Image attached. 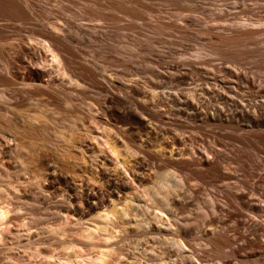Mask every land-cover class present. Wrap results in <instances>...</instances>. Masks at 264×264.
<instances>
[{"label":"bare ground","instance_id":"obj_1","mask_svg":"<svg viewBox=\"0 0 264 264\" xmlns=\"http://www.w3.org/2000/svg\"><path fill=\"white\" fill-rule=\"evenodd\" d=\"M52 1L56 3L0 0V47L12 46L13 41L23 51L41 47L55 61L52 63L56 64L57 73L47 81L26 83L22 79L18 82L10 60L1 56V47L0 85L5 90L0 91V110L1 105L8 108L17 105L19 101L15 99L13 86L18 84L24 93L22 101L31 102L32 92L57 99L60 92L67 90V96L62 94L61 99L74 104V93H80L81 85L91 82L92 88L103 94L94 101L99 114L122 107L140 120L143 128L139 143H135L126 139L119 127L112 129L109 120L101 115L95 117L102 125L103 143L114 155L112 159L100 160L96 175L102 177L103 166L109 161L115 167H122V171L115 169L117 173L127 172L130 177L119 181L117 191L107 189V198L120 192L126 184L141 187L139 196L150 200L155 210L151 221L165 234L160 240L169 242L173 250L191 259L194 254L185 240L194 238L191 226L197 225L171 212V207L181 202L170 197L178 183L165 171L170 168L200 182L211 176L220 184L211 194L209 212L212 216L203 232L204 243L222 254L224 258L218 264H236L246 258H252L255 264H264V0H206L205 3L203 0H81V4L79 0ZM77 3L81 5L78 12L70 8ZM110 31L114 33L111 37ZM115 33H121L122 37L118 39ZM126 33L135 34V38L124 40ZM138 35L148 39L143 42ZM152 36L157 38L152 40ZM162 38L167 45L153 48ZM186 39L195 43L193 50L182 43ZM209 54L219 56L221 61L205 57ZM133 57L138 59L133 60ZM116 67L129 70L132 76L125 79ZM32 104L36 111L45 110L38 103ZM35 116L20 113L18 117L23 127L37 134L51 130L50 136L54 139L64 140L69 135L71 139L82 141L88 136L86 127L80 129V134L72 131L66 134L62 125L49 129L40 123L37 126ZM198 134L211 143L198 144L201 141ZM114 135L124 137L126 149L118 148ZM47 144H41V151ZM155 146H159L158 149L152 148ZM246 149L253 152L246 153ZM51 152L69 167L77 164L81 173L89 170L83 151H79L77 157L54 147ZM39 156L36 154L37 158ZM229 163L238 164L252 181L239 177ZM145 166L149 172H145ZM187 188L191 196L199 191L191 185ZM217 195L221 196L223 204L216 201ZM97 199L94 190L73 194L64 205L59 204L62 209L56 216L67 219L69 214H82L96 208ZM123 202L117 207L112 201L111 207L102 211L103 215L97 214L113 223L115 231L117 219L124 220L128 209L137 208L127 195ZM8 204L4 199L0 202V246L13 244L11 240L15 235L8 225L12 220L19 222L22 217L18 220L9 215L16 208ZM220 209L224 211L223 216L216 214ZM204 215L206 213H200L201 217ZM149 222L146 217H137L134 227ZM42 227L38 229L40 232L55 229ZM48 239H42L43 246L39 248L32 242L36 254L43 255L44 259V252L50 251ZM147 248L148 255L154 256L153 247ZM184 250L188 254H184ZM78 251L74 254L76 257L80 255ZM95 253L86 264H108L106 250ZM126 259L125 264L135 262L132 258ZM17 261L18 258H10L0 264H17ZM160 262L168 264L164 258ZM48 264L60 263L54 259ZM138 264L154 263L141 261Z\"/></svg>","mask_w":264,"mask_h":264},{"label":"rangeland","instance_id":"obj_2","mask_svg":"<svg viewBox=\"0 0 264 264\" xmlns=\"http://www.w3.org/2000/svg\"><path fill=\"white\" fill-rule=\"evenodd\" d=\"M47 1L53 3L52 0ZM203 2L205 3L207 1L203 0ZM55 3L56 2L53 4ZM78 3L81 4V0H79ZM77 4L70 5V8L78 12L81 5ZM109 34V37L114 35L111 31ZM115 34H117L118 39L122 37L121 33ZM125 35L123 39L126 41L135 38V34L133 33H126ZM137 37L143 42L148 39L144 35H138ZM153 38L155 39L157 36H152V40ZM188 40L189 39L183 40L184 42L182 41V43L184 46L193 50L195 43L192 40ZM15 42L13 41L12 43L15 46L3 44L1 45L2 48H0L2 52L1 56L10 60L11 66L14 67L16 78L19 80L18 82H20V80L22 81V79H24L23 81L26 83L47 81L49 77L52 78L57 75L55 72L56 64L52 63L55 61L51 59L47 50L36 47L37 49L23 51L18 47L20 45ZM159 43L161 44L158 45ZM159 43L156 45L154 44L153 48L167 45L164 38H162ZM189 54H194V51H189ZM205 57L213 59L214 62L221 61L220 57L214 54L205 55ZM132 59L135 60L138 58L133 57ZM115 69L120 71L125 79L132 76L129 70L120 67H116ZM19 87H21L19 84L13 86L16 91L15 99L19 101L17 105L14 104V106L12 104V108L1 105L2 109L0 110V192H3L0 193V202L1 200L3 202L4 199L5 204L12 203L16 211H11L9 215L16 216L18 220L21 216L22 217L19 222L12 220L8 225L15 236L11 240L13 244H4L0 246V263L10 258H18L19 262L17 261V264H46V262L48 264L54 259L59 261L60 264H86L98 250H106V252H108V264H125L126 258H132L135 260V264L141 261L159 264L161 258L167 260L168 264H218V262L220 263L223 260L224 257H222V254H219L217 250L212 249L211 246L204 243L203 232L208 228V219L212 216V213L209 212L210 198H212L211 194L216 191V187L220 184H218L213 177L208 176L200 182V180L188 174H181L179 172L177 174V171H173V169L170 168L165 171V173H168L170 176V179L178 183V185L173 188V191L171 190L169 194L170 197L173 196L176 200L181 202V205L172 206L171 212L179 219L196 222L197 225L196 227L191 226L193 231H195L194 238L191 237L192 239L188 242L185 240L186 246L191 247L194 254V258L192 257L189 259L173 250L169 242H162L160 240L165 234L157 229L156 224L151 221L150 217L155 210L152 209L153 205L150 200L139 196L142 193L141 187H137L136 184H133L134 186L132 187V183L126 184L120 192L108 197L109 199L107 198L108 190L115 191L116 189L117 191V188L119 189V185L117 184L124 179L129 180L130 178L127 172L119 174L115 170L119 169L122 171V167H115L108 161L107 164L103 166L105 172L102 177L97 176L101 164L100 160L102 158L112 159L114 155L111 154L105 143H103L102 125L95 117L101 115L102 118L107 121L109 120L112 124H110L112 129L119 127L123 136L125 135L124 137L126 139L129 138L128 140L132 139V141H136L135 143H139L137 141H139L140 133L142 135L143 131V128H141L142 125L139 123L140 120L126 112L122 107H117L114 110L108 109L104 115H102V112L99 114L100 109H96L94 101L103 94L99 93L94 87L92 88L91 82L87 85H81L79 88L80 93H74L75 99L72 102L76 103H74L75 108L73 103L70 104L61 99V97L67 96L68 91L65 90L67 88H64L65 91H62L63 89L60 90L64 92L62 93L64 96L60 94V92L57 99H51L44 93L35 94L32 92L33 96L30 102L20 100L24 93L21 92L22 89ZM4 90V87L0 85V91ZM32 103H38L45 110L43 112L36 111ZM78 105H80V109L77 108ZM109 107L110 105L108 108ZM83 112L85 113L83 114ZM20 113H29L34 116L36 114L37 126L41 125L49 129L55 125H62L63 127L61 128L66 134H69L71 131L75 134H80L82 132L81 130H84L82 128L86 127L88 129V136L86 140L83 139L84 141H81L75 140L74 138L71 139L68 135L64 141L59 138L54 139L53 136H50V134H52V132H50L51 130L46 131L47 135L45 134L46 132L37 134L35 131L23 127L21 119L19 118ZM49 116L53 118L51 119ZM198 136L202 141L198 142V144L203 145L205 141L207 144L211 143V140L204 139V137L199 134ZM113 137L120 150L126 149L127 145L124 143V137L123 139L117 135ZM44 142H48V146L41 151L39 147L41 144H44ZM51 146L60 152L70 153L74 156L76 155V157L79 156V151H83L89 163V170L86 173H81L77 170V164L73 165V167L65 165L61 160L52 156ZM158 147L159 146H155L152 148L158 149ZM228 148H231V146ZM64 149H67L68 152ZM37 150L38 153L42 152L40 153L41 155L37 153ZM245 152L252 153L253 151L251 149H246ZM36 154L40 156L37 158ZM229 164L230 167L238 173L239 177L243 179L248 178L247 180L252 181V177H249L250 175L248 176L246 171H242L238 164ZM145 167V172H149L148 167ZM185 177L186 179H184ZM109 182L110 185L108 187L107 185ZM113 184L117 187L113 186ZM214 184L216 186H214ZM189 185L199 190L196 194L197 197H195L196 195H192L193 197L190 195L187 188ZM92 190L97 191L98 194V204L96 208L85 211L82 214H69L67 215V219L63 216L61 218L56 216V213L62 209V206L59 205L60 203L64 205L73 194H80L82 191ZM126 195L127 199H130L131 202L135 204V208H137L135 211L128 209L124 220L120 218H118L119 220L117 219L114 224L115 231L112 225L113 223L110 224L111 222L108 221V219L106 220L103 217H98L97 214L103 215L104 212L102 211L110 208L112 201L115 202V204L117 203L116 206L119 207L124 203L123 197H126ZM217 196L216 201L223 204L221 196ZM201 212L206 213V215L201 217ZM216 214L223 216L224 211L220 209ZM42 216L44 219L41 218ZM137 217H146L150 222L140 227H134ZM21 221L24 222L22 223ZM26 221L29 223H25ZM230 224L232 226L234 225L233 223ZM42 225L55 229L53 232L49 231V233L40 232L43 228ZM39 228L41 229L38 230ZM86 233L89 236H85ZM27 234L31 235V237H26ZM45 237L49 238L47 245L50 246V251H46L47 253L44 252V259L43 255L36 254L34 248L42 247L43 245L40 242ZM167 237H169V235ZM32 242H36L37 245L33 247ZM147 247H153L154 256L150 257L148 255L149 248ZM77 251L82 257L80 255L77 257L75 256ZM184 254H188V251L184 250ZM70 257L71 259H69ZM254 261L255 260L252 258H246L236 261L235 263L255 264L256 261Z\"/></svg>","mask_w":264,"mask_h":264}]
</instances>
